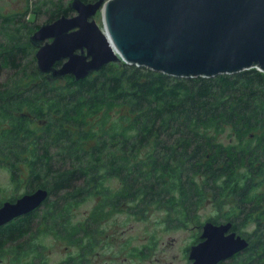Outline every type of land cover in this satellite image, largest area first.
I'll list each match as a JSON object with an SVG mask.
<instances>
[{
	"label": "trees",
	"instance_id": "trees-1",
	"mask_svg": "<svg viewBox=\"0 0 264 264\" xmlns=\"http://www.w3.org/2000/svg\"><path fill=\"white\" fill-rule=\"evenodd\" d=\"M69 2L45 23L68 16ZM9 40L0 52V67L14 70L0 84V165L25 179L26 193L48 194L0 226V254L12 248L17 261L39 264L36 236L50 230L84 257L104 207L141 218L158 207L169 228L231 222L248 245L217 264H264V72L175 77L119 61L52 79L33 57L22 62L27 44ZM112 178L119 186L106 188ZM88 199L95 210L70 226V207ZM205 207L212 213L202 221Z\"/></svg>",
	"mask_w": 264,
	"mask_h": 264
},
{
	"label": "water",
	"instance_id": "water-1",
	"mask_svg": "<svg viewBox=\"0 0 264 264\" xmlns=\"http://www.w3.org/2000/svg\"><path fill=\"white\" fill-rule=\"evenodd\" d=\"M72 16L41 24L29 37L40 74L86 77L110 62L175 77L264 72V0H71ZM103 10L99 26L94 15ZM61 62L60 65H56ZM35 189L0 205V226L39 207ZM248 245L231 222L205 221L189 264H217Z\"/></svg>",
	"mask_w": 264,
	"mask_h": 264
},
{
	"label": "rangeland",
	"instance_id": "rangeland-1",
	"mask_svg": "<svg viewBox=\"0 0 264 264\" xmlns=\"http://www.w3.org/2000/svg\"><path fill=\"white\" fill-rule=\"evenodd\" d=\"M70 0H0V52L9 39L27 44L32 53L23 59L27 63L31 57V66L36 67L35 52L37 46L29 42L35 25L49 21L50 14L67 6ZM94 1V0H90ZM75 14L70 10L68 16ZM102 11L94 15L96 23L102 24ZM15 17L13 23H4V18ZM1 60V58H0ZM30 65V64H29ZM14 74L11 68L0 67V84L7 82ZM225 138V134L222 136ZM106 188L119 186L116 179L104 183ZM26 193V181L14 180L11 172L0 165V203L9 198ZM95 199H88L70 207L69 225L73 226L88 218L96 205ZM212 209L205 207L199 211L200 220L211 215ZM162 208H149V213L141 218L128 211H115L104 207L99 218L100 230L96 233L93 250L80 255L81 247L72 241L57 237L50 230H41L35 242L42 248L43 259L39 264H61L66 259L75 260L74 264H189L187 258L189 247L199 237L201 228L167 227ZM91 239V238H88ZM87 237L85 242H87ZM9 245V244H8ZM8 248V247H6ZM13 249H5L0 254V264H27L16 260ZM23 259H28L24 257Z\"/></svg>",
	"mask_w": 264,
	"mask_h": 264
},
{
	"label": "bare ground",
	"instance_id": "bare-ground-1",
	"mask_svg": "<svg viewBox=\"0 0 264 264\" xmlns=\"http://www.w3.org/2000/svg\"><path fill=\"white\" fill-rule=\"evenodd\" d=\"M100 11H102V13H103V10H100Z\"/></svg>",
	"mask_w": 264,
	"mask_h": 264
}]
</instances>
